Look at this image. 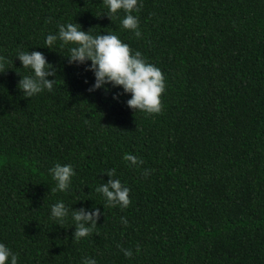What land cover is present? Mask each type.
<instances>
[{"label": "trees", "instance_id": "trees-1", "mask_svg": "<svg viewBox=\"0 0 264 264\" xmlns=\"http://www.w3.org/2000/svg\"><path fill=\"white\" fill-rule=\"evenodd\" d=\"M104 11L102 0H0V242L17 264H264V0H139V37L122 11ZM65 22L116 34L156 65L160 112L129 108L120 86L88 91L89 62L44 45ZM34 50L56 81L25 97L16 55ZM57 162L74 169L63 192ZM110 169L127 207L95 190ZM58 200L63 222L49 215ZM93 208L95 226L75 238L72 211Z\"/></svg>", "mask_w": 264, "mask_h": 264}, {"label": "clouds", "instance_id": "clouds-1", "mask_svg": "<svg viewBox=\"0 0 264 264\" xmlns=\"http://www.w3.org/2000/svg\"><path fill=\"white\" fill-rule=\"evenodd\" d=\"M106 9L105 13L110 19L115 20L119 16V23L123 29L131 30L137 37L141 35L138 27V17L133 15L138 10L139 0H102ZM79 25V26H78ZM57 41L61 46L71 45L68 49V62L77 65L85 64V70L91 71L94 76L93 83L87 89L94 91L103 88L109 90V85L122 87L125 93H130L126 103L134 111L145 113H158L161 110L160 95L164 91L165 83L161 70L148 62L140 51H132L130 46L123 42L116 34H91L81 28L80 24L65 22L57 25L55 33H48L44 39V45L52 47ZM21 66L30 70L29 75L21 76L17 86L22 90V95L32 97L47 89L52 90L56 80L48 79L54 76L51 64L46 61L40 51H20L17 53ZM85 83L87 79L85 78ZM113 99L117 95L113 94ZM125 159L132 165H139L140 161L134 155H126ZM55 187L52 191H65L69 188L74 169L71 164L55 163L48 169ZM147 170H145V173ZM110 179L107 183H101L96 191L101 193L105 201L112 206L121 208L129 204V188L122 185L119 178L112 179L115 169L107 171ZM99 214V209L93 208L92 212L83 210L72 211L71 219L76 224L75 238L87 236L95 226L94 217ZM49 215L57 222H63L68 216V208L62 200L50 205ZM124 220V218H121ZM82 221H91L90 225ZM124 223H127L124 220ZM125 256H131V249H121ZM139 250V249H137ZM0 264H17V255L4 243L0 242ZM82 264H96L94 258H82Z\"/></svg>", "mask_w": 264, "mask_h": 264}]
</instances>
